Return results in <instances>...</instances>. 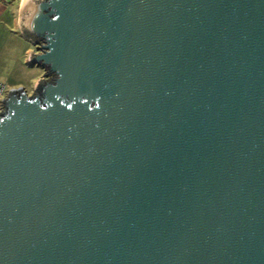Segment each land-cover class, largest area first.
<instances>
[{"label": "water", "instance_id": "obj_1", "mask_svg": "<svg viewBox=\"0 0 264 264\" xmlns=\"http://www.w3.org/2000/svg\"><path fill=\"white\" fill-rule=\"evenodd\" d=\"M44 70L0 109V264H264V0H25Z\"/></svg>", "mask_w": 264, "mask_h": 264}, {"label": "crops", "instance_id": "obj_2", "mask_svg": "<svg viewBox=\"0 0 264 264\" xmlns=\"http://www.w3.org/2000/svg\"><path fill=\"white\" fill-rule=\"evenodd\" d=\"M22 4L23 0H0V85L6 89L23 85L33 90L42 72L27 63L30 45L20 23Z\"/></svg>", "mask_w": 264, "mask_h": 264}, {"label": "rangeland", "instance_id": "obj_3", "mask_svg": "<svg viewBox=\"0 0 264 264\" xmlns=\"http://www.w3.org/2000/svg\"><path fill=\"white\" fill-rule=\"evenodd\" d=\"M20 1V0H19ZM16 30V29H15ZM23 35H25V34H23ZM26 39H27V41L29 42V45H30V49H29V52L32 50V49H36L37 47H36V45L33 43V41H32V39L30 38V37H28L27 35H25L24 36ZM27 59H28V61H27V63L30 65V66H34V64L33 63H31L30 61H29V54H28V56H27ZM38 66H36V68H37ZM38 71L39 72H42V75H41V77L43 76V74H44V70H42L41 68H38ZM14 87V86H13ZM11 87H9L8 89H10ZM27 89H28V91L30 92V93H32L33 92V90L31 89V87H27ZM2 96H0V98H1ZM1 100H2V98H1ZM1 109H3V104H1Z\"/></svg>", "mask_w": 264, "mask_h": 264}, {"label": "built area", "instance_id": "obj_4", "mask_svg": "<svg viewBox=\"0 0 264 264\" xmlns=\"http://www.w3.org/2000/svg\"><path fill=\"white\" fill-rule=\"evenodd\" d=\"M8 89H6V86L4 84L0 85V96H2Z\"/></svg>", "mask_w": 264, "mask_h": 264}, {"label": "bare ground", "instance_id": "obj_5", "mask_svg": "<svg viewBox=\"0 0 264 264\" xmlns=\"http://www.w3.org/2000/svg\"><path fill=\"white\" fill-rule=\"evenodd\" d=\"M23 1H25V0H23Z\"/></svg>", "mask_w": 264, "mask_h": 264}]
</instances>
